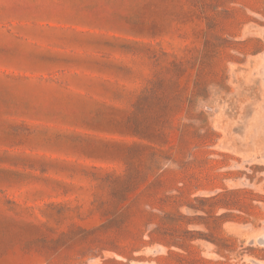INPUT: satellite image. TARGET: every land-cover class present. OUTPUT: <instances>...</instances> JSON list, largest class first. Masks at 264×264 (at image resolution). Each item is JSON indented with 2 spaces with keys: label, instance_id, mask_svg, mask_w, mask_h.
<instances>
[{
  "label": "rangeland",
  "instance_id": "rangeland-1",
  "mask_svg": "<svg viewBox=\"0 0 264 264\" xmlns=\"http://www.w3.org/2000/svg\"><path fill=\"white\" fill-rule=\"evenodd\" d=\"M0 264H264V0H0Z\"/></svg>",
  "mask_w": 264,
  "mask_h": 264
}]
</instances>
